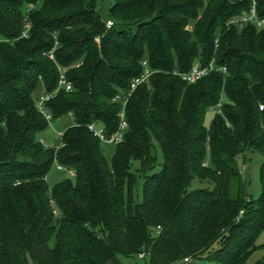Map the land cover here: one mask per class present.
<instances>
[{
    "label": "trees",
    "instance_id": "1",
    "mask_svg": "<svg viewBox=\"0 0 264 264\" xmlns=\"http://www.w3.org/2000/svg\"><path fill=\"white\" fill-rule=\"evenodd\" d=\"M109 1L104 17L98 0H0V264H119L118 254L246 264L264 231V161L260 195L247 201L236 158L247 149L264 157V33L229 22L250 0ZM144 60L149 87L129 99L127 132L108 158L87 126L116 130L111 100ZM211 61L225 73L191 84L174 74ZM58 67L72 91L46 107L74 125L53 149L36 139L48 123L35 93L55 91ZM54 164L75 176L49 187ZM194 179L211 187L188 189Z\"/></svg>",
    "mask_w": 264,
    "mask_h": 264
},
{
    "label": "rangeland",
    "instance_id": "2",
    "mask_svg": "<svg viewBox=\"0 0 264 264\" xmlns=\"http://www.w3.org/2000/svg\"><path fill=\"white\" fill-rule=\"evenodd\" d=\"M207 0H203L206 2ZM111 1L109 0H98L97 10L102 16H106L107 10L111 5ZM41 87L35 93V96H40L42 93ZM215 108L209 109L206 113V124H208L216 113ZM74 125V119L70 114H66L48 124V127L45 131L36 135V139L42 143L45 148H58L61 146V137L58 133L65 132L68 128ZM104 149L105 155L110 158L113 155L115 150V146L112 145H102ZM157 155V165L155 166L153 173L158 172L160 170V164L162 162L161 154L158 149H156ZM264 161V157L262 154L254 149H247L241 155L236 158V165L240 171L244 191L246 194V200H255L259 197L261 192L260 185V168ZM57 164H54L51 168L50 172L46 176V183L49 187H52L56 183L71 178L66 171H59L56 168ZM138 163L135 162L130 167L131 172L137 174ZM142 185L143 179L141 176H137L136 183L133 188V200L135 202L141 201L142 195ZM211 185L207 183H202L196 179H194L188 189H200V188H210ZM236 195V183L232 181L230 188V197H235ZM257 249L252 253V255L247 260L246 264H264V231L258 236L256 240ZM216 247V246H214ZM117 258L119 260V264H148L147 256L140 258L138 255L125 256L118 254ZM189 263L183 264H216L212 260L206 259V257L202 256L201 258L196 259H188Z\"/></svg>",
    "mask_w": 264,
    "mask_h": 264
},
{
    "label": "built area",
    "instance_id": "3",
    "mask_svg": "<svg viewBox=\"0 0 264 264\" xmlns=\"http://www.w3.org/2000/svg\"><path fill=\"white\" fill-rule=\"evenodd\" d=\"M256 0H250V8L248 11L242 12L238 17L233 18L229 25H237L239 27H242L244 25H254L257 31L264 33V18H260L257 15L256 12ZM112 26L111 21H106V28H110ZM29 26H25V30L22 32V37H27ZM96 42L99 43V39H96ZM55 47L48 53V57L53 60V51ZM79 66V65H77ZM213 71H221L222 73H225L226 69L223 68H216L214 66L213 61H211L207 66L201 67L199 62L195 63L193 67L185 73H174L175 75L179 76V78L186 82V83H195L204 76L208 75L209 73ZM59 77L57 81V86L55 91L52 94H47L45 92H42L40 96L36 99V108L37 111L43 116V118L46 120L48 124L52 122V115L48 108L46 107V102L52 98L54 94H56L60 90H64L66 92L72 91V84L66 79L65 71L58 67ZM153 74V71L148 67L147 62L144 60L142 62V72L131 79L128 87L124 91L118 92L111 100L112 103H116L119 105V111L117 114V128L114 132L107 135L105 133V127L98 122H92L88 124L87 128L89 132L97 138L103 145H112L116 146L120 144L123 139L124 135L127 132L128 129V122L126 117V107L128 104L129 99L133 95V93L141 86L145 85L149 87V80L150 76ZM221 102L216 106V109L220 107ZM58 135L61 137L62 133H58ZM57 170L59 171H66L67 174L70 177H74L75 174L73 170L66 169L61 165L56 166ZM140 258H142V255H139ZM183 263H189L188 258H185L183 260Z\"/></svg>",
    "mask_w": 264,
    "mask_h": 264
}]
</instances>
